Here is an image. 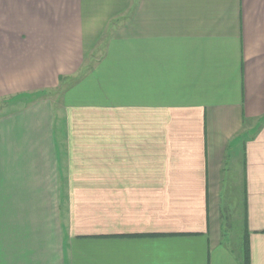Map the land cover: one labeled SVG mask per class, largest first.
Here are the masks:
<instances>
[{
  "label": "crops",
  "instance_id": "0c3cea01",
  "mask_svg": "<svg viewBox=\"0 0 264 264\" xmlns=\"http://www.w3.org/2000/svg\"><path fill=\"white\" fill-rule=\"evenodd\" d=\"M0 264H264V0H0Z\"/></svg>",
  "mask_w": 264,
  "mask_h": 264
},
{
  "label": "rangeland",
  "instance_id": "374dc122",
  "mask_svg": "<svg viewBox=\"0 0 264 264\" xmlns=\"http://www.w3.org/2000/svg\"><path fill=\"white\" fill-rule=\"evenodd\" d=\"M57 94H58V92H56V93H53V96H54V99H56L57 98ZM51 97V96H50ZM52 98V97H51Z\"/></svg>",
  "mask_w": 264,
  "mask_h": 264
}]
</instances>
